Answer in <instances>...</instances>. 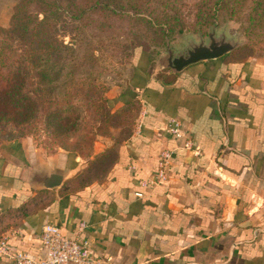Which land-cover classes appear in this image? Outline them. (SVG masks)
<instances>
[{
	"label": "crops",
	"instance_id": "obj_1",
	"mask_svg": "<svg viewBox=\"0 0 264 264\" xmlns=\"http://www.w3.org/2000/svg\"><path fill=\"white\" fill-rule=\"evenodd\" d=\"M132 63L126 88L109 101H137L141 117L104 182L76 187L86 166L67 154L55 165L74 177L36 190L30 182L49 163L33 161L20 140L3 147L0 239L40 261L41 230L53 224L69 237L80 232L103 264H264V59L228 54L175 74L154 70L151 52L139 49ZM171 119L193 149L166 132ZM108 147L96 143L95 155ZM165 151L167 181L143 188ZM0 264L12 262L0 255Z\"/></svg>",
	"mask_w": 264,
	"mask_h": 264
},
{
	"label": "trees",
	"instance_id": "obj_2",
	"mask_svg": "<svg viewBox=\"0 0 264 264\" xmlns=\"http://www.w3.org/2000/svg\"><path fill=\"white\" fill-rule=\"evenodd\" d=\"M183 2L20 0L7 37L0 38V138L14 142L43 134L53 146L90 158L97 138L122 118L111 113L107 88L99 85L97 54L114 45L130 55L152 49L155 63L160 48L175 44L188 30ZM195 6L193 27L199 33L233 21L242 25L246 39L264 41V0H197ZM116 148L96 156L76 187L104 182ZM97 166L106 173L87 182Z\"/></svg>",
	"mask_w": 264,
	"mask_h": 264
},
{
	"label": "rangeland",
	"instance_id": "obj_3",
	"mask_svg": "<svg viewBox=\"0 0 264 264\" xmlns=\"http://www.w3.org/2000/svg\"><path fill=\"white\" fill-rule=\"evenodd\" d=\"M19 1L20 0H0V38L4 39L7 37V32L10 29L11 20L14 14V8ZM196 1L197 0H185V2H183L182 6L184 10V20L188 24V30L178 42L171 45L174 52L185 47L189 41L194 40L199 42L201 39L207 41L209 33L213 30L212 28L208 31L207 35H204L194 29L193 23ZM216 28L218 36L226 32L228 37H234L235 40H239L240 45L238 49L232 53V56L235 60L243 61L264 59V41H251L246 39L242 32V25L240 23L230 21L223 25L217 26ZM64 39L67 43L71 41L69 36L64 37ZM148 51L153 54L152 49ZM97 56L100 57V72L102 75L99 85H103L105 88H107L106 98L109 100L116 91H122L126 88L127 83L129 82L132 75V62L134 59V53L133 55H130L126 53L124 47L114 45L111 46L108 51L101 52L100 54H97ZM158 56V60L154 65V70L164 66V59L167 57V48H160ZM1 91L2 89L0 86V93ZM110 111L112 114L118 113V115H122V118H117L110 124L109 132L105 136H100L97 138L93 144L91 152L92 156L90 158L78 157L83 160L84 166H86L81 171L82 173L85 172V170H88L90 162L93 161L96 156H99L95 155L96 143H104L105 145L109 146L106 151L110 150V147L118 148L120 146L119 144L122 143L127 135L133 133L137 129L141 117V107L137 101L135 106H117L115 108L112 107ZM20 142L33 161L38 160V162L49 164H60L61 155L70 154L64 149L53 146L51 141L46 139L43 134L22 138ZM9 143H11L10 140L0 138V152L3 150V147L7 146ZM104 153L105 152L101 153L100 155ZM90 171L91 172H88L87 182L100 179L106 173L102 169V166H97L94 169H90Z\"/></svg>",
	"mask_w": 264,
	"mask_h": 264
},
{
	"label": "built area",
	"instance_id": "obj_4",
	"mask_svg": "<svg viewBox=\"0 0 264 264\" xmlns=\"http://www.w3.org/2000/svg\"><path fill=\"white\" fill-rule=\"evenodd\" d=\"M166 132L175 139H186L185 148L193 149V142L183 128V124L177 119H171ZM172 163V153H162L158 171L149 180L141 182L143 188L157 187L167 181ZM138 193L137 197L142 198ZM40 240L44 250L43 258L38 261L31 255L18 252L9 245V238L0 239V255L7 257L12 264H103V260L95 255L92 244L83 238L80 232L69 237L53 225L46 224L40 233Z\"/></svg>",
	"mask_w": 264,
	"mask_h": 264
},
{
	"label": "water",
	"instance_id": "obj_5",
	"mask_svg": "<svg viewBox=\"0 0 264 264\" xmlns=\"http://www.w3.org/2000/svg\"><path fill=\"white\" fill-rule=\"evenodd\" d=\"M239 40L228 37L226 32L217 35V28H213L208 35V40L199 42L189 41L185 47L174 52L171 44L167 42V57L164 59V68L175 74L181 73L187 67L210 60H218L238 49ZM71 168L61 169L55 164H48L40 172H37L30 182L36 190H53L64 186L66 181L74 177Z\"/></svg>",
	"mask_w": 264,
	"mask_h": 264
}]
</instances>
